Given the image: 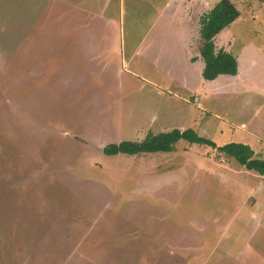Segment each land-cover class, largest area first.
<instances>
[{
    "label": "rangeland",
    "instance_id": "obj_1",
    "mask_svg": "<svg viewBox=\"0 0 264 264\" xmlns=\"http://www.w3.org/2000/svg\"><path fill=\"white\" fill-rule=\"evenodd\" d=\"M216 1L0 0V264H264V175L182 139L102 151L192 128L259 134L264 159V84L211 91L180 58ZM233 1L216 48L263 62L264 0ZM181 72L200 101L169 87Z\"/></svg>",
    "mask_w": 264,
    "mask_h": 264
},
{
    "label": "trees",
    "instance_id": "obj_2",
    "mask_svg": "<svg viewBox=\"0 0 264 264\" xmlns=\"http://www.w3.org/2000/svg\"><path fill=\"white\" fill-rule=\"evenodd\" d=\"M239 9L233 0H217L199 17V54L204 63L202 77L213 80L219 74L234 75L237 71L235 56L222 48L215 46V37L225 27H228L239 17ZM189 143L206 145L215 148L220 156L233 158L247 170L264 175V159L255 156L254 150L242 142L230 141L217 145L208 137L199 135L192 128H172L157 133L148 132L141 140H122L103 146V153L114 155L118 153L136 155L141 153L172 152L179 140Z\"/></svg>",
    "mask_w": 264,
    "mask_h": 264
},
{
    "label": "crops",
    "instance_id": "obj_3",
    "mask_svg": "<svg viewBox=\"0 0 264 264\" xmlns=\"http://www.w3.org/2000/svg\"><path fill=\"white\" fill-rule=\"evenodd\" d=\"M106 17V16H105ZM111 16L108 15L105 19H110ZM197 25L195 27V30H196V33H197V42H196V45L194 47L191 48V41L190 39H186V43L185 44H182L181 45V50H182V60L188 64L189 66V69H192L193 68L195 69V74L197 75V78H198V82H202L203 80V77H202V70H203V66H204V63L201 59V57H199V45H200V37H199V23L196 22ZM195 23V24H196ZM149 31V29L147 28V32ZM218 35V34H217ZM147 38H148V35H146ZM216 39L217 38H221V37H215ZM216 39H215V46H216ZM224 40V39H223ZM226 45V44H225ZM250 46H252V50L248 52H252L253 50H256L254 48V46L252 44H249ZM231 48L229 47H225V48H222L228 52H230L231 50V53L235 56L236 58V61H237V71L234 75H229V74H219L215 79L213 80H205L209 83V86L211 88V91H222V92H225L228 93H233L235 94L236 92H240V87H242V85H244V83H247V75H251V79H255V83L258 87V89H253V90H256L260 93V91L262 90V87H261V84H264V61L261 62L259 61L255 56H252L251 55V59L249 60H242V56H241V53L244 51V47L245 45H241L239 47H235L234 48V45H232L231 43ZM247 46V45H246ZM219 48H221V46L219 45ZM235 51V52H233ZM257 51H260L257 50ZM178 55V54H177ZM254 71V72H252ZM172 74H170L171 76ZM177 75V74H176ZM177 77V78H175ZM173 76L170 78V88H174V89H178V91L182 92L183 94L185 95H189V96H194L195 99H199L200 101V94L199 91L197 89V86L195 84H190L191 82H188L185 74L183 72L180 73V75L178 76ZM260 87V88H259ZM260 89V90H259ZM240 127L241 128H245L246 129V125H243V124H240ZM248 131V130H247ZM245 131V132H247ZM248 134V135H247ZM255 133H252V136H254ZM249 135H251L250 132H247L243 137L241 136L236 142H242L244 144H247L249 145V143H251L252 141L249 140ZM256 137L258 139V145L257 144H254V146H250L253 150L255 148H259V146H262L260 144V140H259V137L260 135L259 134H256Z\"/></svg>",
    "mask_w": 264,
    "mask_h": 264
},
{
    "label": "built area",
    "instance_id": "obj_4",
    "mask_svg": "<svg viewBox=\"0 0 264 264\" xmlns=\"http://www.w3.org/2000/svg\"><path fill=\"white\" fill-rule=\"evenodd\" d=\"M195 101H197V99H195Z\"/></svg>",
    "mask_w": 264,
    "mask_h": 264
}]
</instances>
